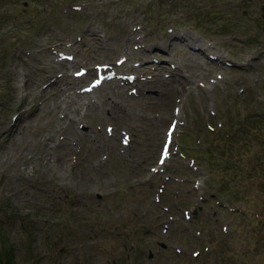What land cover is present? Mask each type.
<instances>
[{
    "label": "rangeland",
    "instance_id": "rangeland-1",
    "mask_svg": "<svg viewBox=\"0 0 264 264\" xmlns=\"http://www.w3.org/2000/svg\"><path fill=\"white\" fill-rule=\"evenodd\" d=\"M263 5L0 0V247L17 264H212L236 211L264 203L253 177L247 203L219 195L205 150L264 114ZM107 63L137 79L86 91Z\"/></svg>",
    "mask_w": 264,
    "mask_h": 264
},
{
    "label": "trees",
    "instance_id": "trees-1",
    "mask_svg": "<svg viewBox=\"0 0 264 264\" xmlns=\"http://www.w3.org/2000/svg\"><path fill=\"white\" fill-rule=\"evenodd\" d=\"M262 116L264 117V114L258 119L248 114L242 120L239 117L240 121L239 119L233 122L227 120L225 125L217 130L223 132V145H219L215 151L208 146L205 149L206 154L212 153L209 157L210 161L227 175L225 177L223 174L218 181L220 186L218 193L229 196L232 200L242 202L252 197L247 195L255 191L249 189L252 186L250 181L252 177L264 190V120ZM249 133L251 140L250 136L248 137ZM252 134L255 135L252 136ZM240 140L250 142L248 147L254 142V146L258 144L260 149L252 152L254 148L252 150L246 148V156L235 155L233 152L238 149L235 144H239ZM243 161L247 164V168L242 166ZM245 181L247 182L243 183ZM256 206L260 211L256 210L253 217L249 216L246 210L238 212L244 222L243 232L239 234L234 232L224 238L222 245L212 254L216 258L214 261L212 257L213 264H264V234L261 233V230H264V203L263 206L259 204ZM253 219H256L257 223ZM251 228L257 229L259 236L255 237L254 229ZM249 252L252 254L249 255ZM0 264H17L13 258V249L9 245L4 244L0 247ZM30 264L34 263L30 262Z\"/></svg>",
    "mask_w": 264,
    "mask_h": 264
},
{
    "label": "bare ground",
    "instance_id": "bare-ground-1",
    "mask_svg": "<svg viewBox=\"0 0 264 264\" xmlns=\"http://www.w3.org/2000/svg\"><path fill=\"white\" fill-rule=\"evenodd\" d=\"M176 39H177V38H176ZM170 45H172L171 42H170L169 46H170ZM143 66H144V68H145V64H144ZM161 69H162V68H161ZM161 69H158V68H155V69H154V70H156V74H157V75H160V72H161L160 70H161ZM163 70H165V69H163ZM145 73H147V72H145ZM142 82L145 83V79H142ZM144 83H143V84H144ZM144 85H145V84H144Z\"/></svg>",
    "mask_w": 264,
    "mask_h": 264
},
{
    "label": "water",
    "instance_id": "water-1",
    "mask_svg": "<svg viewBox=\"0 0 264 264\" xmlns=\"http://www.w3.org/2000/svg\"><path fill=\"white\" fill-rule=\"evenodd\" d=\"M263 12H264V7H263ZM263 18H264V15H263ZM263 32H264V27H263Z\"/></svg>",
    "mask_w": 264,
    "mask_h": 264
}]
</instances>
